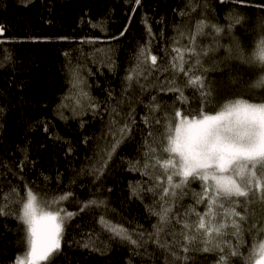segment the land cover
I'll return each instance as SVG.
<instances>
[{"label":"trees","instance_id":"1","mask_svg":"<svg viewBox=\"0 0 264 264\" xmlns=\"http://www.w3.org/2000/svg\"><path fill=\"white\" fill-rule=\"evenodd\" d=\"M251 2L259 3L260 0ZM189 3L190 0H142V5L136 8L129 25V13L133 5L126 3V0H0V25L5 28L3 35L0 36V41H3L0 43V61H3V66L0 67V105L6 108L3 120L0 121L3 125L0 128V159L6 160L11 169L6 177L0 178V183L5 185V191L9 181L18 185L21 195L24 194L25 185L34 191L46 193L49 198L71 193L67 200L57 205L65 211L79 213L66 223L64 236L66 241L72 238L80 240L81 232L101 233L98 218L104 212L103 209L92 208L79 212L81 203L93 193L107 199L109 208L107 218L113 223L129 228L130 231L146 230L147 234L153 231L152 226L157 223V217L151 216L145 208V204H150L149 196H146L143 202L134 197L129 198V181L135 184V181L144 179L138 172L126 171L129 160L140 159L141 164L144 162L141 159L144 151L141 146L142 137L135 130L133 138L121 144L100 181L93 183V177L88 175L87 171L83 175H78L80 169L86 168L88 164L85 157L96 159L93 152L94 144L99 143L103 148L112 140V137L108 136L107 140L90 139L88 144H84L82 139L85 135L96 138L102 137L108 128L116 131L129 120L130 114L135 116L137 126L146 132L147 128L141 123L140 118L145 114L144 104L148 102L149 97L157 94V87H169L173 74L177 83L182 84L185 80L184 74L176 70L162 72L159 73V81L151 78L148 81L156 87L145 91L134 78L131 87L125 91L124 77L134 66V55L139 46L150 44L151 54L158 57L167 53L164 60L167 65L172 57L178 56L172 52L173 48L184 49L188 46L189 36L195 33L196 22L202 15L209 19L215 17L224 25L228 22L227 15L233 11L246 14L245 24L237 26L233 30V36L245 46L249 54L258 46L261 30L257 27V18L261 13L257 8L207 0L206 10H202V6H197L188 16L178 15L176 10H188ZM191 3L199 4V0H191ZM145 14L153 32L157 33L151 40L141 21L142 15ZM89 21L103 22L102 26L106 27V32L92 27ZM126 25L128 31L124 36H120ZM64 37L67 39H62ZM96 37H100L101 41L95 44L84 42ZM111 37L118 39H110ZM219 40L226 46L232 43L227 36L220 37ZM211 43L212 39L208 36L196 39L197 45L207 46ZM100 48L115 49L114 71L110 72L107 67L98 68L106 62L104 54L96 52V49ZM65 53L69 55L66 57ZM9 54L10 59H5ZM223 55L222 48L215 54V58L204 57L203 62L206 67L211 68L215 59ZM184 58L188 60L187 53ZM176 62L178 64L179 60ZM69 66L80 69L88 85H91L90 88L86 87V90L101 102L103 119H93L91 114L82 117L91 121L83 130L79 127V118L72 119L70 111L64 110V114L69 117L67 122L62 121L55 112L56 105L70 88L67 71ZM219 66L223 71H210L208 77L221 98L264 101V89L249 87L255 79L256 69L236 61H230L227 67ZM184 67L187 68L188 64L185 63ZM89 69L96 75H88ZM144 70L145 72L151 70L150 63L145 65ZM145 83L141 78L140 84ZM108 90H113L112 100L108 99ZM184 95L188 97L189 102L186 105L177 103L178 109H201V99L192 88L185 89ZM122 96L123 103L118 104ZM174 97V93L158 94V99L168 101L169 104L173 102ZM105 102L117 106L120 114L119 116L113 114L117 121L115 125L110 124L109 113L103 111ZM67 103L72 106L74 101L69 99ZM132 109L135 111L132 112ZM204 111L209 112L211 109L205 106ZM167 115H172L171 110ZM40 121L49 122L48 132L43 130ZM178 121L179 118L175 123ZM160 133L153 146L157 148V155L163 160L167 156L159 150L160 142L163 140V128ZM17 146L21 148L26 146L29 160L34 162L26 164L22 172L17 166V161L22 157V153L17 151ZM69 148L72 149L70 153L67 151ZM121 157L123 162L120 160ZM154 175L162 177L161 187L167 186L166 176L160 166H156ZM97 188L101 189L99 193ZM191 190L199 193L201 190L199 182L192 183ZM183 203L190 205L194 200L185 197ZM196 210L203 213L205 206L197 205ZM249 213L250 222L255 221L257 224L264 222V202L256 200L250 203ZM195 219L193 216L189 222L194 223ZM77 224L80 225L79 228L76 227ZM23 229L24 225L15 219L0 218V264H14L26 252ZM106 236V233L101 234L100 240L107 242ZM243 239L246 243L241 251L247 254L249 247L254 243L264 242V232L250 234L245 230ZM160 240L161 243H165L163 234ZM177 240H180L179 226ZM233 242L235 243V240ZM132 247L114 241L111 243V250L101 255L75 244L71 246L65 244L59 254H55L50 261L42 264H126L129 258L132 259V264H178L173 261L170 254L173 250L171 245L168 251H165L149 242L147 251L151 253V257H144L143 260L138 256H131L129 249ZM175 250L179 254V248ZM140 251L143 252L144 249ZM232 259L236 260L235 257ZM215 260V253L196 255V264H214Z\"/></svg>","mask_w":264,"mask_h":264},{"label":"snow or ice","instance_id":"2","mask_svg":"<svg viewBox=\"0 0 264 264\" xmlns=\"http://www.w3.org/2000/svg\"><path fill=\"white\" fill-rule=\"evenodd\" d=\"M126 3L133 5L129 13L130 25L131 17L135 14L136 8L142 5V0H126ZM218 3H236L258 9L261 14L257 18V27L261 30V38L255 51L249 54L245 46L233 36V30L246 22V14L235 11L227 15L228 22L224 25H221L215 17L209 19L202 15L196 22L195 33L189 36L188 46L184 49L173 48L172 52L177 53L178 56L172 57L167 65L164 63L167 53L158 57L151 54L150 44L139 46L134 55V66L124 77L125 91L131 87L134 78L136 83L147 91L156 87L155 84L148 83L150 78L159 81V73L173 70L184 74V82L177 83L173 74L169 87H157V94L149 97L148 102L144 104L145 114L140 118L141 123L147 128L146 132L137 126L135 116L130 114L129 120L120 125L116 131L108 128L102 137L93 138L85 135L82 139L84 144H88L90 139L98 141L107 140L108 136L112 137L111 143L103 148L99 143L94 144L93 152L96 159L85 157L88 164L78 173L83 175L87 171L95 183L105 175L109 163L121 144L133 138V131L141 135V146L144 149L141 159L144 162L141 164L140 159L129 160L126 171L138 172L144 179L135 181V184L129 181V198L134 197L143 202L146 196L150 197V204H145V208L151 216L157 217V223L152 226L153 231L147 234L146 230L130 231L123 225L113 223L107 218L109 211L107 199L93 193L81 203L79 212L92 208L103 209L104 212L98 218L101 233L81 232L80 240L72 238L66 241L64 239L66 223L79 213L65 211L57 205L67 200L71 193L49 198L46 193L34 191L33 188L25 185L24 194L21 195L18 185L9 181L5 191V185L0 183V218L15 219L24 225L26 252L14 264H42L50 261L55 254L62 251V246L65 244L68 246L75 244L77 247L105 255L111 250V243L114 241L132 245L133 247L129 249L131 256H138L142 260L144 257H151V253L147 251V246L151 242L165 251H168L171 245L173 250L170 254L173 261L178 264H196L197 253H215L214 264H264V242L254 243L249 247L247 254L241 251L246 243L243 239L245 230L250 234L264 232V222L259 224L255 221L250 222L249 213L250 203L256 200L264 202V101L221 98L208 77L210 71H223L219 65L227 67L230 61H236L257 70L255 79L249 87L264 89V0H260L259 3H253L251 0H218ZM197 6H202V10H206L207 0H199V4H192L190 0L188 10L176 11L182 17L188 16ZM141 21L149 40L154 39L157 33L153 32L146 14L142 15ZM89 23L101 32H106V27L102 26L103 22L89 21ZM4 31V26L0 25V36ZM127 31L128 25L121 31L120 36H124ZM204 36L211 37L212 43L207 46L197 45V37ZM224 36H227L232 43L227 46L221 44L219 38ZM110 39H118V37ZM99 41L101 38L96 37L84 42L95 44ZM222 48L223 57L215 59L213 67H206L203 58L209 56L215 58V54ZM96 52L103 53L106 60L98 68L107 67L110 72L114 71L115 49L100 48L96 49ZM185 53L188 55L187 61L184 58ZM68 55L65 53L66 57ZM5 59H10V54ZM68 63L70 65V61ZM149 63L151 70L145 72V65ZM185 63L188 64L187 68L184 67ZM2 66L3 61H0V67ZM67 71L70 88L56 105L55 112L62 121L67 122L69 117L64 114V110L70 111L72 119L79 118V127L83 130L91 121L82 117L91 114L93 119H103L101 102L86 90V87L90 88L91 85H88L87 79L78 67L69 66ZM88 75H96V73L89 69ZM141 78L146 82L145 84H140ZM187 88H192L200 97L201 109L176 107L177 103L188 104V97L184 95ZM160 93H174L173 102L169 104L168 101L158 99ZM107 96L112 100L113 90H108ZM69 99L74 101L72 106L67 103ZM117 103H123V96ZM205 106L211 111L205 112ZM169 110L171 116L167 115ZM103 111L109 113L110 124H117L113 117V114L116 116L120 114L117 106L105 102ZM131 111L134 112L135 109ZM5 113V106L0 105V121L3 120ZM177 118H179L178 125L175 123ZM40 123L43 124V130L48 132L49 122L40 121ZM2 126L0 123V128ZM161 128L164 129V133L159 150L167 154L163 160L157 155V148L153 146L158 135L161 134ZM17 151L22 153L21 159L17 161V166L22 172L26 164L34 162L29 160L26 146L23 148L17 146ZM67 151L70 153L72 149L69 148ZM120 160L123 162V157ZM156 166L163 169L167 179L165 187H161L162 177L154 175ZM10 171L8 162L0 159V178L6 177ZM195 182L200 184L199 193L191 190V184ZM100 190L97 188V193ZM185 197H191L194 203L185 205L183 203ZM201 204L205 206L203 213L196 210V206ZM111 211L115 210L111 209ZM193 216L196 218L195 222L190 223ZM76 227L79 228L80 225L77 224ZM103 233L107 234V242L100 240V235ZM161 234L165 238V243H161ZM176 248H179V254ZM140 249L144 251L141 252ZM233 257L236 260H233ZM126 264H132V259L129 258Z\"/></svg>","mask_w":264,"mask_h":264},{"label":"rangeland","instance_id":"3","mask_svg":"<svg viewBox=\"0 0 264 264\" xmlns=\"http://www.w3.org/2000/svg\"><path fill=\"white\" fill-rule=\"evenodd\" d=\"M179 121L177 122V125H178Z\"/></svg>","mask_w":264,"mask_h":264}]
</instances>
